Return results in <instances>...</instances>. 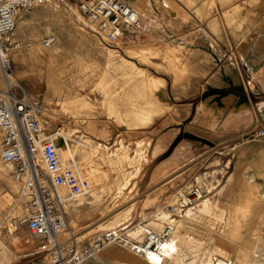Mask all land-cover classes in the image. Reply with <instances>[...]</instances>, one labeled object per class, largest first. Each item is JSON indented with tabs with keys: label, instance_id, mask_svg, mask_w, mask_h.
<instances>
[{
	"label": "rangeland",
	"instance_id": "374dc122",
	"mask_svg": "<svg viewBox=\"0 0 264 264\" xmlns=\"http://www.w3.org/2000/svg\"><path fill=\"white\" fill-rule=\"evenodd\" d=\"M96 29L97 24L81 13L75 1L44 0L18 22L11 34V39L20 44L10 52L16 79L29 99L44 110L45 126L50 130L62 127L63 131L56 134L61 136L60 148L68 144L72 148L75 159L69 160L71 166L76 161V170L94 174L89 178L91 191L66 206L68 214L74 210L69 222L78 231L81 245L111 228H120L133 239L143 240V228L159 231L168 219L163 210L167 203L151 213H135L133 205L142 193L140 178L159 150L155 133L149 131L154 117L149 110L142 112L139 82L142 77H150L152 93L163 88L153 78L162 76V68L155 60L160 61L164 51L152 39L145 42L149 40L146 37L108 43L95 33ZM48 35H55L56 40L46 47L43 40ZM144 65L154 69L144 72ZM38 162L45 169L41 158ZM12 168L0 158V264H43L50 255L41 252V243L27 226L14 230L10 225L13 216L26 213V198H20L22 185L11 177ZM216 168L202 161L185 182L188 190L198 184L208 194L183 216L194 228L191 235L183 238L176 229L178 251L163 264H215L214 258L243 264L245 254L255 257L258 248H264V195L252 198L258 205L253 206L247 218L245 208L235 210L230 203L223 207L220 195L215 193L224 186L230 167L224 165L221 172ZM123 182L126 187L120 189ZM234 183L230 181L223 189ZM250 184L264 194L262 181L253 179ZM7 214L8 220L2 223ZM80 218L85 219L80 223ZM200 222L202 229L198 227ZM118 248L125 250L120 253L127 259L121 260L122 264H150L120 243L105 245L93 258L99 256L107 261L117 256ZM107 250L109 255L102 254ZM263 258L264 251L258 259L262 262Z\"/></svg>",
	"mask_w": 264,
	"mask_h": 264
},
{
	"label": "crops",
	"instance_id": "0c3cea01",
	"mask_svg": "<svg viewBox=\"0 0 264 264\" xmlns=\"http://www.w3.org/2000/svg\"><path fill=\"white\" fill-rule=\"evenodd\" d=\"M125 1L145 22V42L152 39L166 52L155 60L162 76L153 78L163 88L152 93L150 77L139 82L142 112L154 117L149 131L159 150L140 178L135 213L174 202L178 188L202 161L218 167L215 171L230 167L215 195L223 207L246 208L249 198L264 195L250 184L256 179L264 185V136L256 133L264 128V0ZM151 68L144 65L142 71ZM230 181L234 185L223 189ZM72 215L74 210L67 212L69 221ZM198 227L204 228L202 222ZM193 228L187 217L176 220L179 236L191 235ZM117 251L107 261L96 256L88 264H122L125 250Z\"/></svg>",
	"mask_w": 264,
	"mask_h": 264
},
{
	"label": "built area",
	"instance_id": "2783aa9c",
	"mask_svg": "<svg viewBox=\"0 0 264 264\" xmlns=\"http://www.w3.org/2000/svg\"><path fill=\"white\" fill-rule=\"evenodd\" d=\"M42 1L0 0V158L4 164L13 167L11 177L22 185L20 198H26V213L13 216L10 225L14 230L21 225L27 226L32 237L41 243V252L50 255L43 264H82L112 243L127 245L135 254L148 260L154 253L165 257V245L177 242L176 220L183 218L208 194L201 185H193L189 190L180 188L176 200L163 208L168 214L163 228L159 231L143 228V240L133 239L120 228H111L87 245H81L68 220L66 206L91 191L90 180L80 174L75 165L63 161L61 136L56 135L63 131L62 127L50 130L45 126V112L29 99L26 89L16 79L10 56L11 50L20 46L11 39L16 25ZM73 1L89 21L97 24L95 33L106 42L145 38L142 16L125 0ZM55 40V35H48L43 40L44 46H51ZM256 133L263 137L264 128ZM39 158L45 169L40 167ZM8 218L7 214L2 223ZM214 260L217 264V258ZM27 264L37 263L30 261Z\"/></svg>",
	"mask_w": 264,
	"mask_h": 264
},
{
	"label": "bare ground",
	"instance_id": "6f19581e",
	"mask_svg": "<svg viewBox=\"0 0 264 264\" xmlns=\"http://www.w3.org/2000/svg\"><path fill=\"white\" fill-rule=\"evenodd\" d=\"M152 77V76H151ZM0 85H1V82H0ZM57 135V134H56ZM64 140H65V138H64ZM65 143H66V141H65ZM68 143V142H67ZM64 144V143H63ZM64 146V145H63ZM67 148H65V147H61L60 148V153H61V155H62V158H63V161H66V164H68V165H71L72 163L69 161L70 159H72V158H74L75 159V156H74V153H73V151H72V148L70 147V145L68 144V146H66ZM75 163V165H77V168H78V162H74ZM73 166H74V164H73ZM82 169V168H81ZM78 170V172L80 173V174H84V175H86L88 178H93L94 177V174H93V172H91V171H88V170H79V169H77ZM83 175V176H84ZM126 187V182H123V183H121L120 184V186H119V188L120 189H124ZM61 189V188H60ZM207 200V199H206ZM253 206H254V199H251V200H249L248 201V203H247V206H246V208H245V216H246V218H247V216H249L250 214H251V211H252V208H253ZM243 218H244V216H243ZM242 220V219H241ZM240 221V220H239ZM176 238V237H175ZM178 238V237H177ZM183 238V237H182ZM181 240V239H180ZM188 240V239H187ZM186 240V241H187ZM184 241V240H183ZM182 241V242H183ZM178 242H180V241H178ZM178 244L179 243H173V242H171V243H169V244H167V245H165V247H164V255H165V257H162L159 253H154V254H152L151 255V257H150V259L148 260V259H146L150 264H163L164 263V261L165 260H170V259H173V257H174V255L177 253V251H178ZM170 249H172V250H174V252H175V254L174 253H172L171 252V250ZM262 251H264V248H261V247H259L258 248V250L254 253L255 255V257H250L248 254H245L244 256H243V258L241 259V262L243 263V264H264V258H263V261L262 262H260V260L258 259V257H259V255H260V253H262ZM257 254V255H256ZM135 255H137V254H135ZM217 260H218V263L217 264H233V262L232 261H227V260H224V259H220V258H217ZM86 262V261H85ZM85 262H83V263H85ZM211 262V261H210ZM82 263V264H83ZM212 263V262H211ZM210 263V264H211Z\"/></svg>",
	"mask_w": 264,
	"mask_h": 264
}]
</instances>
